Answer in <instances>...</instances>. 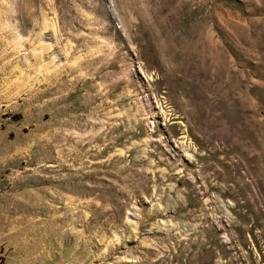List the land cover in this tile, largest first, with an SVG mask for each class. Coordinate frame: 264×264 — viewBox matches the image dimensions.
Returning a JSON list of instances; mask_svg holds the SVG:
<instances>
[{
	"label": "rangeland",
	"instance_id": "rangeland-1",
	"mask_svg": "<svg viewBox=\"0 0 264 264\" xmlns=\"http://www.w3.org/2000/svg\"><path fill=\"white\" fill-rule=\"evenodd\" d=\"M0 264H264V0H0Z\"/></svg>",
	"mask_w": 264,
	"mask_h": 264
},
{
	"label": "bare ground",
	"instance_id": "bare-ground-1",
	"mask_svg": "<svg viewBox=\"0 0 264 264\" xmlns=\"http://www.w3.org/2000/svg\"><path fill=\"white\" fill-rule=\"evenodd\" d=\"M46 27H47V28H48V27H50V24H49V23H47ZM151 41H152V40H151Z\"/></svg>",
	"mask_w": 264,
	"mask_h": 264
}]
</instances>
